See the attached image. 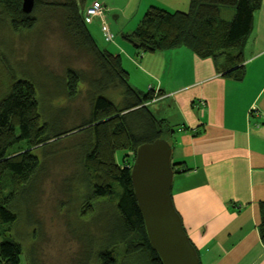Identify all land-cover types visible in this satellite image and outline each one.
Here are the masks:
<instances>
[{"label": "trees", "instance_id": "1", "mask_svg": "<svg viewBox=\"0 0 264 264\" xmlns=\"http://www.w3.org/2000/svg\"><path fill=\"white\" fill-rule=\"evenodd\" d=\"M260 4L261 0H189L186 10L174 11L150 5L134 29L122 37L148 52L187 47L201 58L214 59L225 77L241 80L244 47ZM88 5L86 0H34L32 11L25 13L21 0H0V22L4 19L22 35L35 31L34 13L60 9L63 32L91 63L88 69L66 67L61 77L50 74L54 88L46 90L45 96L40 94L42 72L33 76L27 68L21 69L22 76L0 98V264H23L21 243L8 232L23 210L32 219L31 206L46 174L47 157L55 155L54 145L66 137H73L68 148L75 153L84 181V192L78 195L81 234L71 224L83 243L78 264H161L144 229L129 166L137 146L159 137L167 139L174 127L148 105L162 91L133 87L119 55L99 47L88 29ZM224 8H232L231 17H221ZM111 91H116V101ZM61 94L70 101L84 95L89 104L87 117L69 128H64L69 125L64 122L67 112L59 102ZM22 140L30 143L29 149L8 154ZM31 148L39 149L38 153ZM117 150L126 151L121 163L115 156ZM4 177L13 187L7 193H3ZM261 213L258 229L264 244V201ZM103 217L111 218L112 225L102 232L98 229L96 235L88 226H98ZM24 264L37 262L31 254Z\"/></svg>", "mask_w": 264, "mask_h": 264}, {"label": "crops", "instance_id": "2", "mask_svg": "<svg viewBox=\"0 0 264 264\" xmlns=\"http://www.w3.org/2000/svg\"><path fill=\"white\" fill-rule=\"evenodd\" d=\"M188 4L137 0L134 8L142 12L157 5L174 11ZM127 8L122 11L128 14ZM94 23L105 32L103 23ZM123 32L111 40L103 33L99 37L109 43L104 48L119 55L133 87L162 91L148 105L174 127L167 136L174 170L171 197L200 264H264L258 229L264 201V0L244 47L241 80L225 77L214 59L184 46L142 51L120 37Z\"/></svg>", "mask_w": 264, "mask_h": 264}, {"label": "rangeland", "instance_id": "3", "mask_svg": "<svg viewBox=\"0 0 264 264\" xmlns=\"http://www.w3.org/2000/svg\"><path fill=\"white\" fill-rule=\"evenodd\" d=\"M92 1L94 0H86V3H92ZM98 1L107 7V21L110 32L114 36H117L120 31L126 32L131 26L133 29L144 13V10L142 12L135 11L137 0H130V3L129 0ZM128 5L129 8H127ZM124 8H127L128 14L122 11ZM224 9L220 13L221 17H231L232 8ZM33 16L37 19L35 31L23 35L11 30L4 19L3 23L0 22V98L8 92L11 82L22 76L21 69L27 68L33 76H36L38 71L42 72L43 87L40 94L45 96L43 94L46 90L54 88L50 81V74L61 77L66 67L87 69L90 67L89 57L84 52L78 51L63 32L60 9L36 12ZM94 24L89 21L88 29L93 32L92 34L96 33L95 41L101 48L108 46L107 39L104 38L103 41L99 37V33H103V31L99 32ZM103 37H106L104 33ZM123 67L126 69L124 65ZM39 79L41 77L38 76ZM129 83L131 84L130 80ZM109 95L113 97V100H117L116 91H111ZM58 97H61L59 102H61L65 114L67 112V115H64V122L69 126H64V128L72 127L87 117L89 104L84 95L78 94L71 101L62 94ZM72 138L66 137L59 144H55V155L50 154L47 157L46 174L38 185L31 206L32 219L30 220L28 213L23 210L16 224L8 232L9 236L21 243L20 258L23 264L31 254L37 264H78L80 262L83 243L74 233L71 224L77 226L78 233L81 234L80 226L83 224L78 216L81 204L78 195L80 196L84 192V181L80 169L77 170L75 153L73 150H69L70 147L68 148L73 144ZM29 147L30 143L27 140H22L12 146L8 154L19 153ZM31 149L38 153L39 149ZM125 152L124 150L116 151L117 162H122ZM2 184L3 193H7L13 188L8 177H4ZM108 225H112L111 218L103 217L98 226L90 224L88 227L91 232L98 235V229L102 232Z\"/></svg>", "mask_w": 264, "mask_h": 264}, {"label": "water", "instance_id": "4", "mask_svg": "<svg viewBox=\"0 0 264 264\" xmlns=\"http://www.w3.org/2000/svg\"><path fill=\"white\" fill-rule=\"evenodd\" d=\"M34 0H21L30 13ZM171 143L159 137L137 146L130 176L136 204L151 248L161 264H200L171 197L173 164Z\"/></svg>", "mask_w": 264, "mask_h": 264}, {"label": "built area", "instance_id": "5", "mask_svg": "<svg viewBox=\"0 0 264 264\" xmlns=\"http://www.w3.org/2000/svg\"><path fill=\"white\" fill-rule=\"evenodd\" d=\"M86 16L87 19L90 22H101L103 23L102 25L104 26L103 28L105 29V36L107 40H111L113 35L110 32L109 24H108V19H107V13H106V8L105 6L99 2L98 0L92 1L87 7H86ZM250 114L253 113V110L251 109L249 111Z\"/></svg>", "mask_w": 264, "mask_h": 264}]
</instances>
